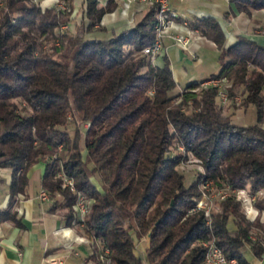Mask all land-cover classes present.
<instances>
[{"label": "trees", "instance_id": "1", "mask_svg": "<svg viewBox=\"0 0 264 264\" xmlns=\"http://www.w3.org/2000/svg\"><path fill=\"white\" fill-rule=\"evenodd\" d=\"M26 1L5 0L0 8V167L11 169L10 198L25 191L28 169L43 161L42 189L61 196L54 204L66 222L108 249L109 264H143L136 253L143 239L147 264H204L201 243L209 240L237 264H252L247 249L261 257L264 222L245 217L234 195L209 216L196 203L209 181L264 193V46L241 35L225 46L216 19L194 17L189 27L216 44L220 69L173 94L168 59L156 65L143 52L154 40V4L132 26L99 38L89 33L115 0H84V24L75 32L61 28L70 8L42 10ZM227 1L248 16L264 8V0ZM40 37L57 38L59 46L43 49ZM214 77L229 81L231 102L239 96V106L255 107L254 123H233L216 103L218 87L200 88ZM174 144L204 168L189 183ZM76 192L93 200L84 220L73 210ZM253 205L264 210V194ZM10 218L0 211V222ZM98 251L95 263L104 264Z\"/></svg>", "mask_w": 264, "mask_h": 264}, {"label": "crops", "instance_id": "2", "mask_svg": "<svg viewBox=\"0 0 264 264\" xmlns=\"http://www.w3.org/2000/svg\"><path fill=\"white\" fill-rule=\"evenodd\" d=\"M98 2L105 5L107 0ZM169 2L171 8L181 18L173 28V33L190 38L188 48L183 49L175 44L172 38L165 37L162 51L154 60V64L162 65L163 59H168L176 82V87L171 92L173 94L178 93L181 87L189 82L205 80L220 69L219 50L216 44L196 29L182 25V20L189 23L194 17H213L224 32L225 46L232 44L239 35L264 46V33L255 29L259 25H264V9L254 11L248 16L237 12L234 5L227 0H169ZM71 3L73 16L80 17L84 0H71ZM115 3L113 11L102 16L101 26L97 31L90 32L89 35L99 38L110 37L132 26L149 8L148 4L135 2L126 8L121 0H115ZM239 110L237 108L233 112V123L247 125L255 122L253 105L245 107L240 115L237 114ZM242 115H246L247 123L244 122ZM44 170L43 161L33 164L27 171L28 184L25 191L11 199L9 193L11 169L0 167V211L9 210L13 215V218L0 222V264H50L49 258L60 260L61 264H96L93 254L95 247L99 249V242L89 238L81 226L66 222L64 210L54 204L55 200L60 199L54 196L43 200L39 197L43 190L41 181ZM261 233L264 242V232ZM251 237L255 238V235L252 234ZM146 245V239L139 242L140 258H143ZM245 255L252 264H264V253L257 258L247 249Z\"/></svg>", "mask_w": 264, "mask_h": 264}, {"label": "built area", "instance_id": "3", "mask_svg": "<svg viewBox=\"0 0 264 264\" xmlns=\"http://www.w3.org/2000/svg\"><path fill=\"white\" fill-rule=\"evenodd\" d=\"M128 3L138 2L140 4H154L156 6V13H155V21L153 25L154 29V40L148 46L143 49V52L148 55V58L151 63H154L155 58L161 53L163 48V39L165 37H170L173 39L174 43L177 44L179 47L186 49L190 43V38L188 36L182 34L173 33V28H175L178 24V14L175 10H173L170 6L169 0H126ZM184 1V0H180ZM60 7L65 8L64 5L59 4ZM182 25L189 26L187 20H182ZM59 45V42H56ZM225 80V78H218L214 77L210 80L204 81L201 84H207L211 86L218 87L217 97L222 98L224 101L227 99V90L220 89V83ZM61 178L67 183L64 184L70 186L71 190L74 191L73 183L70 179H67L62 173L60 174ZM261 193V192H259ZM217 195L220 200L226 198L229 195H234L238 200L245 204V202H249L250 208L245 211L246 214H252L253 219L256 216V213H253V206L252 202L256 199L258 193H249L246 189H230L227 185L217 192ZM39 197L43 200L48 199V193L45 190H42L39 193ZM203 196L200 200L196 203V208H204L205 215L209 216V207L205 208L202 206ZM245 204L248 205V204ZM90 202L87 197L81 193L76 192V202L73 205V210L75 215L78 219L84 220L86 214L90 209ZM205 249V257H204V264H237V260L234 257H227L221 248L215 244L213 240L209 241H202L201 243ZM108 249L104 248L102 245H99V258L104 264H109L110 259L107 257ZM48 262L50 264H61L60 260L55 258H49Z\"/></svg>", "mask_w": 264, "mask_h": 264}, {"label": "rangeland", "instance_id": "4", "mask_svg": "<svg viewBox=\"0 0 264 264\" xmlns=\"http://www.w3.org/2000/svg\"><path fill=\"white\" fill-rule=\"evenodd\" d=\"M4 1L5 0H0V8L4 5ZM122 1V5L126 8V6H128L129 4L131 3H128L127 4V1L126 0H121ZM135 3H138V2H135ZM26 4L28 5H31V4H34L36 7H39L41 8L42 10L44 8H52L56 11H64V12H68L69 11V8H70V16H66L68 18V22L66 24H63L61 26L62 30L66 29V30H70V31H78V29H80L82 26H83V22L85 20V17L83 16L84 13H83V10L80 12V17L76 18L75 16H73V6H72V3H71V0H27L26 1ZM59 4H62L65 6V8L63 7H60ZM261 9H264V8H261ZM261 9H257V10H252V12L254 11H259ZM113 11V10H112ZM251 15V14H250ZM0 16H1V12H0ZM140 19V18H139ZM137 21H135L136 23ZM133 23V22H132ZM134 23V24H135ZM99 26H101V22L99 23ZM255 29L259 30L260 33H264V25H259L257 26ZM34 33L35 34H39L38 30L36 29H33ZM94 31H97V29L91 31V32H94ZM75 32V31H74ZM92 35V34H91ZM90 35V36H91ZM40 42H39V45L40 47H42L43 49H47L49 48L51 45H55V46H59L56 44V42H59V40L57 38H55L53 41H48V40H45L43 37H40ZM55 58H59L58 55H54ZM229 81H227L226 79L223 80L221 83H220V89H227V87L229 86ZM208 86L207 84H201L200 85V88H204ZM235 102H231V100L228 98V94H227V99L224 101L222 98H216V103L222 107V112L224 114H230L231 116L233 115V112L239 108L240 110L238 111V115H240L241 111L244 110V107L242 106H239V102H240V97L237 96L235 97ZM243 119H244V122H248V120L246 119V115H242ZM234 117H232L233 119ZM237 119V118H236ZM235 120V119H234ZM87 127V124H82L81 125V128H82V131L85 130V128ZM70 129L72 128V126L70 125L69 127ZM170 151L173 153V154H178V153H181L183 154V160L182 162L180 163L179 165V170H181L182 172H184L185 174V183H189V181L192 179V177H195V174H197L198 172L199 173H203L204 172V168L202 166V163L201 161L196 158L195 156H193L190 152H185L184 148L180 145V144H174L170 147ZM58 156H62V152L58 150L57 152ZM62 173V170L60 169V171L58 172L57 176H61L60 174ZM96 180L94 179V182ZM65 183H67V181H64ZM97 184V183H96ZM202 192H203V201H202V206H205V208H208L209 209L211 207H214L216 209L219 208V197L217 195V192L221 189H223L222 187L220 188H217L214 184L211 183V181L205 183V184H202L200 186ZM247 190V189H246ZM260 194H264L262 191L261 193H258V196ZM56 198L60 199L61 200V196L58 195L57 193L54 195ZM90 202V204L93 202L92 199L90 198H87ZM237 199V198H236ZM241 202V201H240ZM247 202H245L246 204ZM245 204H242L241 202V207H242V211L244 212V215L245 217H247L248 219L250 220H255V218H258V220L260 221V223H263L264 222V210H259L257 209L254 205H253V202H252V206L254 208L253 210V213H256V216L251 219L252 217V214H246V210L248 208H250V205H249V202L247 203L248 205L245 206ZM247 207V209L245 208ZM198 208V207H197ZM263 215V216H262ZM249 216V217H248ZM99 245L101 246V244L99 243ZM136 252H137V255L140 256V252H141V246H139L138 244V247L136 248ZM143 264H147L146 263V257L144 256L143 254Z\"/></svg>", "mask_w": 264, "mask_h": 264}]
</instances>
